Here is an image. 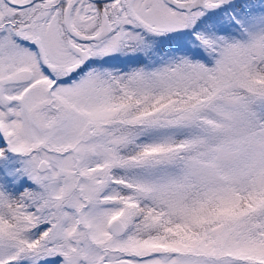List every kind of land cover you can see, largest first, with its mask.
<instances>
[{"label": "snow or ice", "instance_id": "snow-or-ice-1", "mask_svg": "<svg viewBox=\"0 0 264 264\" xmlns=\"http://www.w3.org/2000/svg\"><path fill=\"white\" fill-rule=\"evenodd\" d=\"M0 264H264V0H0Z\"/></svg>", "mask_w": 264, "mask_h": 264}]
</instances>
